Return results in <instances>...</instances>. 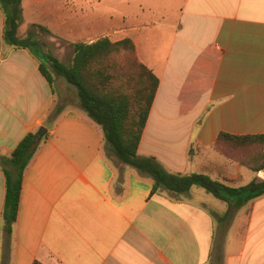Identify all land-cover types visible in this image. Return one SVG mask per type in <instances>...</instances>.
<instances>
[{"label":"crops","instance_id":"1","mask_svg":"<svg viewBox=\"0 0 264 264\" xmlns=\"http://www.w3.org/2000/svg\"><path fill=\"white\" fill-rule=\"evenodd\" d=\"M101 2L72 0L59 12L42 7L45 26L27 21L33 1L22 0L19 37L45 27L65 64L76 43L130 38L159 81L138 154L170 173L249 183L257 175L239 184L246 167L215 143L222 132L264 134V0H181L173 24L164 12L116 23ZM2 28L0 11V156L46 128L47 114L64 102L24 171L7 264H264V195L224 216L227 203L201 187L152 193L149 175L112 160L76 89L57 75L52 89L39 60L6 45ZM4 194L0 167V264Z\"/></svg>","mask_w":264,"mask_h":264},{"label":"trees","instance_id":"2","mask_svg":"<svg viewBox=\"0 0 264 264\" xmlns=\"http://www.w3.org/2000/svg\"><path fill=\"white\" fill-rule=\"evenodd\" d=\"M0 11L3 15L4 43L28 49L39 60L40 73L52 89L54 75L61 77L76 89L78 104L102 130L104 146L109 155L118 163L149 175L152 178V193L166 190L179 195L192 187H201L227 203L228 209L224 216L264 195V180L257 176L243 186L232 187L203 173H170L156 158L138 154V144L159 81L157 76L138 60L130 38L111 41L107 36H103L91 43H76L71 61L65 64L48 51L43 42L34 40L29 34L19 37L22 0H0ZM35 26L43 32H48L43 26ZM123 53H129L131 56L129 70L120 67L118 57ZM63 107L59 104L53 106L45 120L46 128L55 124ZM37 131L27 133L8 157L0 156V167L5 177L1 212V264L8 262L12 226L18 212L24 171L47 136L46 131L43 137L37 140ZM251 144L260 145L261 151L247 161L240 159L238 150ZM215 147L228 159L251 171L264 172V134L235 135L222 132ZM32 264L44 263L34 260Z\"/></svg>","mask_w":264,"mask_h":264},{"label":"rangeland","instance_id":"3","mask_svg":"<svg viewBox=\"0 0 264 264\" xmlns=\"http://www.w3.org/2000/svg\"><path fill=\"white\" fill-rule=\"evenodd\" d=\"M33 4L30 9V14L26 16L27 21H34L38 24H43L47 26L49 17L41 13L42 7H52L55 8L58 12L61 9V6L64 4L67 7H70L72 4V0H45L42 4H36V0H32ZM101 9L103 8L106 12H111V16L113 20L117 23L118 21H121L122 17L124 16L125 19L134 20V22H137L138 20H147L150 18H155L159 13L164 12L167 14V18H165L166 24H173L176 23V7L180 4L181 0H101ZM64 3V4H63ZM66 11V10H65ZM61 13L64 15V11L61 10ZM70 15V13H69ZM68 15V16H69ZM50 22V20H49ZM19 35V34H18ZM114 34H111L112 36ZM32 38L34 40L41 41L45 44V47L48 51H50L52 54L54 46L52 44L47 43L48 35L46 32L41 31L38 29L35 32V35H32ZM131 60V56L129 53H123L118 57V61L120 64V67L123 69L129 70L131 68V64L129 62ZM56 76V75H54ZM57 104L64 105V102L60 99L57 100ZM262 147L258 144H251L248 145L241 150H238L240 159H244L247 161L251 157H253L257 152H260ZM112 160L115 163H118L117 160H115L114 157H111ZM249 169V168H248ZM247 168H244V176L240 175V178L238 179L239 184L245 183L250 176H252V173L256 174L259 178L264 177V172L259 171L258 173L248 170ZM244 177V178H243ZM242 211V210H241ZM242 212V219L241 224H245L246 218H247V211L248 206L245 210Z\"/></svg>","mask_w":264,"mask_h":264},{"label":"water","instance_id":"4","mask_svg":"<svg viewBox=\"0 0 264 264\" xmlns=\"http://www.w3.org/2000/svg\"><path fill=\"white\" fill-rule=\"evenodd\" d=\"M45 132H46V128L43 126L40 127L37 131V140H40L43 137V135L45 134Z\"/></svg>","mask_w":264,"mask_h":264}]
</instances>
